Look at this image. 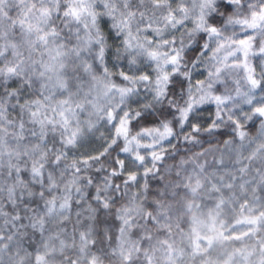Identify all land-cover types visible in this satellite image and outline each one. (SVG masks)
I'll list each match as a JSON object with an SVG mask.
<instances>
[{"label": "snow or ice", "instance_id": "1", "mask_svg": "<svg viewBox=\"0 0 264 264\" xmlns=\"http://www.w3.org/2000/svg\"><path fill=\"white\" fill-rule=\"evenodd\" d=\"M0 264H264V0H0Z\"/></svg>", "mask_w": 264, "mask_h": 264}]
</instances>
